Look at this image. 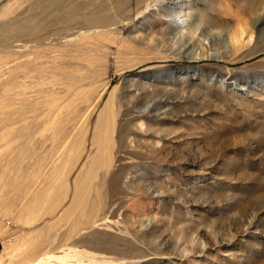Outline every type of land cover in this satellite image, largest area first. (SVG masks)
Here are the masks:
<instances>
[{
  "label": "rangeland",
  "instance_id": "rangeland-1",
  "mask_svg": "<svg viewBox=\"0 0 264 264\" xmlns=\"http://www.w3.org/2000/svg\"><path fill=\"white\" fill-rule=\"evenodd\" d=\"M0 264H264V0H0Z\"/></svg>",
  "mask_w": 264,
  "mask_h": 264
}]
</instances>
